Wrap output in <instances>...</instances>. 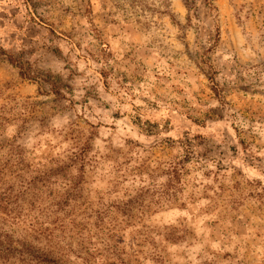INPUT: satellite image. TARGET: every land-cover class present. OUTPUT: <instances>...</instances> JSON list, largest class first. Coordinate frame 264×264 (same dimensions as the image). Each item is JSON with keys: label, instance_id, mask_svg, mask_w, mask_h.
Masks as SVG:
<instances>
[{"label": "clouds", "instance_id": "1", "mask_svg": "<svg viewBox=\"0 0 264 264\" xmlns=\"http://www.w3.org/2000/svg\"><path fill=\"white\" fill-rule=\"evenodd\" d=\"M0 69L27 132L0 155V264L125 260L95 227L113 205L77 211L101 156L114 206L151 192L145 243L157 203L186 205L185 264H264V0H0Z\"/></svg>", "mask_w": 264, "mask_h": 264}, {"label": "rangeland", "instance_id": "2", "mask_svg": "<svg viewBox=\"0 0 264 264\" xmlns=\"http://www.w3.org/2000/svg\"><path fill=\"white\" fill-rule=\"evenodd\" d=\"M2 71L5 70L0 69V72ZM20 102L19 100L16 101V103ZM10 103H12V101H6L0 104V137L3 138L0 139V155L4 157H6L9 152L15 151L13 142L17 138H22V131L24 134H27L26 130H23L22 125L14 122L12 113L9 110ZM189 119H191V117H189ZM193 123L198 125L199 121H193ZM165 127L171 128L170 120L165 122ZM185 135H187V131ZM201 135L202 134L197 133L195 139L201 140ZM168 146L171 147L172 145L169 144ZM99 147L102 149L103 146ZM155 155L156 153H153V156ZM160 155L166 154L161 151ZM100 159L103 161V164L99 166V173L96 179L92 180V184L95 185L97 190L89 192V184L87 182L79 186L83 193H85V196L82 197L83 203L77 208V211L87 213V209L92 206L89 200L98 205L101 213L109 209V205H113L107 214L103 216V219L100 220L98 224H95V227L104 234L108 245L112 243L127 245V247L121 250L125 255V260L121 261V264H185L187 256L183 254L181 249H187L189 254H194L192 250L195 248V244L187 242V233L182 230L185 226L180 225L178 221L177 223H173V221L177 220L173 213L176 211H187V206L180 205L177 208H164L157 203L155 207L160 208V211H152L151 214L155 235L152 236L148 243H145L148 237L144 236L143 232L147 228V225L142 228L139 221L146 203L151 199V192H144L141 201L133 208H128L127 206H114L115 201L119 200V197L116 193H111L109 195L108 189L105 188L106 181L105 179H101L102 176L110 174L113 162L110 156H108L107 159H105V156H101ZM183 161L187 163L192 162L191 158L187 155L184 156ZM17 167H20L19 163ZM148 167L150 168L151 164H148ZM3 169L6 171L10 170L9 165L5 163ZM21 170L23 171V169ZM173 174H177L175 169H173ZM13 175L16 174L13 173ZM188 175L191 176L190 171ZM33 176L39 182H43L39 179L40 173H34ZM145 176L152 179V177L149 176L148 169L142 168L140 172H137L136 175L130 177V179L132 181H136L138 178L142 180ZM63 183L67 185L71 182L64 180ZM13 195L14 193L7 187L3 193H0V202L4 204L5 211L9 206L8 199ZM86 219L92 220V215H86ZM191 230L195 232L198 229L193 226ZM196 259L199 260V257L197 256Z\"/></svg>", "mask_w": 264, "mask_h": 264}]
</instances>
